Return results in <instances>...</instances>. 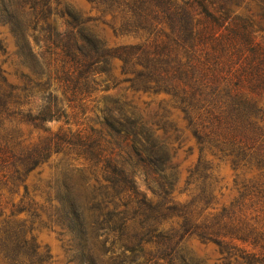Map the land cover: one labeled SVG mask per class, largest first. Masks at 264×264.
Wrapping results in <instances>:
<instances>
[{
    "label": "trees",
    "instance_id": "trees-1",
    "mask_svg": "<svg viewBox=\"0 0 264 264\" xmlns=\"http://www.w3.org/2000/svg\"><path fill=\"white\" fill-rule=\"evenodd\" d=\"M87 1L95 15L63 8L62 0H0V26L8 27L17 47L11 72L0 37V183L24 189L17 203L0 192V264L48 262L34 234L35 221L44 218L51 229L58 227L73 264H123L106 261L101 231L132 251L136 245L130 243L157 240L166 256L191 237L220 247L234 239V264H264V251L251 249L264 226V0ZM54 13L67 17L68 32L52 31L48 18ZM99 23L115 34H140L142 41L111 45L95 32ZM39 26L48 32V58L27 42ZM118 64L127 76L123 82L169 95L186 125L171 121L166 107L148 118L131 101H119V116L108 120L117 136L90 142L93 174L76 180L74 155H83L76 146L84 147L87 138L70 129L53 132L46 124L67 117L66 103L88 90L95 74L113 76ZM36 93L43 104L34 113L30 99ZM22 123L42 135L31 140ZM186 131L199 148L192 176L209 177V155L227 156L236 169L252 173L234 202V236L225 213L209 219L198 212L208 207L202 198L178 200L174 160ZM55 155L66 157L56 166L60 175L53 182L39 177L30 189V174L39 175ZM140 166L152 197L138 186ZM138 222L144 233L134 239Z\"/></svg>",
    "mask_w": 264,
    "mask_h": 264
},
{
    "label": "rangeland",
    "instance_id": "rangeland-1",
    "mask_svg": "<svg viewBox=\"0 0 264 264\" xmlns=\"http://www.w3.org/2000/svg\"><path fill=\"white\" fill-rule=\"evenodd\" d=\"M62 3L63 8L69 6L86 14H96L95 11H91L92 5L87 0H62ZM110 19L109 16L107 20ZM48 24L53 32L56 31L59 34H64L69 30L67 17H62L57 13L48 18ZM95 32L114 46L135 44L142 41L140 34L133 32L115 34L109 26L103 23H99L98 27L95 28ZM47 34L48 32L42 30L40 26L36 27L30 31L27 42L35 53H44L48 58L49 53L44 43ZM0 37L4 39V45L9 55L7 62L8 64L11 62L8 68L13 72L15 69L13 62L17 61L16 57L12 55L17 49L16 39L8 32L7 26H0ZM126 77V75L121 74L119 64L115 68L113 76L110 74H95L90 80L89 89L79 90L76 97L72 98L73 100L69 103L70 106L66 103L67 117L62 115L60 120H53L46 124V127L53 132L58 131L60 128L70 129L73 132L81 131L87 138L84 147L76 146V149L81 151L83 155L80 157L76 154L74 155L75 160H72V174L76 180H81L83 174H93L94 169L91 165L95 157L92 155L94 149L90 142L93 144L96 138L107 137L109 133L116 135L108 127V120L111 119L110 114H113L114 117L119 116V101L123 103L125 100L131 101L132 106L139 109L148 118L155 116L157 111H161L162 107H166L171 121L179 127H185L186 125V122L183 121L182 112L172 106L169 95L159 91V89H145L142 86L141 89H136L131 83L123 82ZM30 101L34 108L33 111L36 113L37 107L42 105L43 101L37 93L32 96ZM21 127L24 135L30 137L31 140H37L42 135V132L32 124L22 123ZM182 140L183 146L174 160L179 165V183L176 190L178 200L185 202L202 198V202L208 204V207H204L202 210L198 209V212L203 217L209 216V219L215 216L220 217L225 213L227 216L225 220L228 217L231 218L232 222L229 224L228 230L234 236V202L240 195L239 190L242 182L251 177L252 173L245 168L236 169L232 159L227 156L209 155L205 160L210 168L206 174L209 177L205 178L204 175L203 177L192 176L190 170H194L199 161V148L189 131L182 135ZM119 143L121 144V140H119ZM132 158L133 161L138 162L135 155ZM65 160L66 157L63 158V155H55L51 158L49 164H45L40 168L41 173L39 175L37 174L39 170L32 172L27 181L30 183V189L39 177L46 179L51 176L53 182L55 177L60 175L56 170H62L60 167L56 169V166H62V162ZM143 168L138 167V186L148 197H152V193L144 181L145 178L140 176L141 172H144ZM23 191V186L9 190L7 186L0 183V192L3 193L5 201L17 203ZM20 216L25 215L21 214ZM171 222L165 223L160 228H169ZM34 228V234L42 250L49 256L48 262L45 264H73L70 262L72 254L66 251L57 232L58 227L55 226L54 229H51L44 218L42 221L37 219ZM142 231L141 224L138 222L132 232L134 239L143 235L144 232ZM256 234L255 244L251 246V249L255 252H263V225L258 226ZM98 241L99 246L101 242L102 248L107 252L106 261L108 262L115 260L116 262L123 261V264H234V239L232 242H228L229 244L220 247L213 242H202L199 238L191 237L187 240L184 239L180 248L172 256H166V249L163 248V245H159L157 240L153 243L143 241L141 245L137 242L130 243L136 245L133 251L126 248V245L123 246V243L109 231H101Z\"/></svg>",
    "mask_w": 264,
    "mask_h": 264
}]
</instances>
